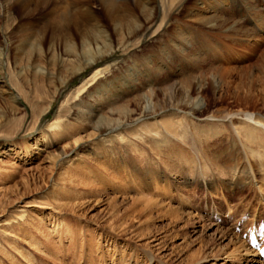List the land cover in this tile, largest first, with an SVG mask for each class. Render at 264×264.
<instances>
[{"label":"rangeland","instance_id":"rangeland-1","mask_svg":"<svg viewBox=\"0 0 264 264\" xmlns=\"http://www.w3.org/2000/svg\"><path fill=\"white\" fill-rule=\"evenodd\" d=\"M8 1L0 0V42L7 50L10 42L18 44L21 36L17 31L22 23H29L35 28L43 27L52 10L58 8L53 4L45 9L39 6L36 14L25 17L20 7L14 6L12 11L16 20L11 28H7L4 4ZM156 1L158 15L155 22L131 38L125 47L115 49L93 67L71 77L60 87L49 112L44 114L34 129H30L34 117L25 95L10 85L12 93L17 96L18 111H13L7 119H0V264H262L259 250H252L248 239L249 232L254 228L259 237L264 235V183L242 173L245 175L244 183L235 185L233 182L241 179L238 172L233 177L237 166L235 162L229 170L226 169L224 176L211 173L207 180L199 178L196 171L194 174L191 171L197 167L199 169L200 162H193L188 152H182L190 159L187 156V161L180 164V157L177 156L180 148L173 146L168 149L174 142L170 132L160 127L164 138L157 144L161 149L156 143H145L132 133L145 122L160 125L163 122L174 123L175 128L180 127L187 132L186 142L199 151L206 144L228 137L225 129L228 118L201 120L190 109L181 112L176 107H168L162 113L99 132V117L114 118L117 115L112 110L120 103L113 107L104 106L92 122L78 114L79 104L96 103L99 99L96 90L106 79L113 78L115 86L129 80L133 64H155L161 68V75L149 73L146 78L163 82L156 85L157 89L162 90L174 83L184 82L190 76H203L206 83L204 93L209 98L211 110L236 109L240 105L229 94L223 93L225 97L221 101L214 96L213 74L217 73L222 80L227 75L226 69H232V78L227 80L231 81L234 89L239 76L247 71L258 75L263 73L259 58L264 50V41L252 40L259 43L254 51L250 47L242 49L230 45L239 50L241 57L223 45L234 37L233 32L225 31L228 36L212 33L209 41L200 40L196 45L201 51L198 61L193 52L197 50L190 49L193 54L189 57L187 53L180 52L175 45L178 38L173 33L180 22L177 17L173 18L180 15L191 2L198 5V0H165L167 7L174 4L173 13L166 19L161 31L159 27L165 19L163 0ZM206 1L210 4L214 2ZM92 4L111 32L114 27L106 22L100 1L93 0ZM63 5L72 6L70 0ZM81 6L76 5L73 11L80 10ZM187 15L186 12L180 15L181 22L189 21ZM218 15L231 18L227 27L235 21L239 23L238 26L240 23L250 26L246 19H240L232 11ZM201 28L202 31L211 30L210 27ZM217 31L214 30V33ZM258 34L259 37L264 35L260 31ZM150 58L153 60L147 64ZM6 62L11 70L15 68L20 72V64L17 65L14 60ZM50 63L51 57L48 55L42 64L54 73L46 79H38V85L46 90L53 87L50 80L59 84L57 68L52 69ZM106 66H109V71L105 75L92 84L84 85L85 89L76 98L70 99V114L60 120L56 133L46 131L45 135L42 134L68 94L83 81H88L95 69ZM194 66L197 68L190 70ZM29 72L28 76L24 73L18 81L34 101L35 80ZM165 78L166 81H163ZM9 80L7 72L8 84ZM147 90L129 95L130 91L125 93L128 96L122 103L136 108L135 98ZM47 100L48 94L45 96ZM261 112L264 114L263 109ZM248 124L255 141L264 150V129L253 128L250 123H247V127ZM231 131L234 137L238 136L233 128ZM121 133L125 136L122 140L119 137ZM56 135H59L57 141ZM76 140L79 142L76 143ZM25 141H30L34 150L32 154H27ZM47 141L52 144H47ZM173 148L176 149L174 154L170 153ZM233 148L230 147L229 151L233 152ZM214 150L221 151L222 148L216 145ZM61 151L65 155L54 163L51 154ZM139 170L143 175L148 173V177L143 180ZM245 170L251 171L249 167ZM184 175L190 177L187 185L181 184ZM134 180L141 187L135 184L133 187ZM152 180L158 183L153 185ZM174 180L178 181L177 185ZM208 180L214 181L215 186H209ZM106 188H109L107 194L93 195L96 189ZM148 202L156 203L160 211L154 208L150 212L152 205H149V209L144 207ZM176 211H179L178 217L174 214ZM159 212L164 215L159 216ZM68 226L70 232L66 231ZM241 243H245V246L240 247Z\"/></svg>","mask_w":264,"mask_h":264},{"label":"bare ground","instance_id":"bare-ground-1","mask_svg":"<svg viewBox=\"0 0 264 264\" xmlns=\"http://www.w3.org/2000/svg\"><path fill=\"white\" fill-rule=\"evenodd\" d=\"M66 1L67 0H9L4 4V21L7 28H11L16 20V16L12 11L14 6H19L20 11L24 13L25 17L36 14L39 6L45 9L46 7L50 8V5L53 4L54 7L58 8L52 10L49 19L46 20L47 22L43 27L35 28L29 23H22L17 31L19 36H21L18 40V44L14 45V42L13 44L10 42V48L8 50L0 42V119L4 117L7 119L13 111L14 113L18 111L16 105L18 101L17 96L12 93V87H10V85H13L19 91L23 92L25 99L32 109L34 124L30 129H34L44 114L49 112L53 99L62 85L69 81L71 77L84 72L86 69L93 67L100 60L111 55L115 49H120L128 45L130 39L145 31L148 26L155 22L158 15L156 0H99L106 22L114 27L110 32L105 21L101 17L99 18L100 14L95 10L92 4L93 0H70L72 4L71 8L69 7L70 5H63ZM166 3L167 2L163 0L162 9L165 14V19H163L160 24V31L164 27L166 19L168 20L173 13L174 4L171 3V5L167 7ZM76 5H82V9L80 8V10L74 12L73 9ZM225 11H227V13L232 11V13L238 14L240 19H246V22L250 26L247 24H245V26L243 23H240L241 25L238 26L239 23L235 21L232 25L227 27V22H229L231 18L218 15V13H223ZM185 12L188 14L187 18L190 22H181V16L185 14ZM180 15H175L173 18L176 19L177 17V21L180 22L173 30L174 36L178 38L175 41V45L180 52L187 53L188 57L192 53L190 49L197 50L193 51L195 52L194 58L197 61L201 56L200 48L196 46L197 43L200 40L209 41L212 39L213 34L228 36L225 31L235 33L234 37H230V39L227 40L228 42L225 43L226 45L222 44L225 47L228 46V48L233 50V53H237L241 57L243 56L238 52L239 50L232 48L230 45L242 49L250 47L252 51H254L255 48H258L257 46L259 44L253 43L254 39L260 42L264 41V35L262 37L258 36L259 31L264 34V0H214L212 4L208 3L206 0H198V5L191 2ZM196 24H198L199 27L196 26ZM201 27H210L211 30L202 31ZM216 29L218 31L214 33ZM229 35L233 36L232 34ZM12 51L13 53L10 55ZM48 55L51 57V68H57L56 72L60 77L58 78L59 84H55L54 81L50 80V85L53 87H51L52 89L48 88L46 90L38 85V79H46L45 77L54 73L53 70L47 69V67L42 64V61ZM259 59L261 62V71L263 73L258 75L253 72L251 73V71L248 72L246 69L247 72L244 74L241 73L242 75L238 78L239 82H237L234 89H232L230 85L231 81L227 80V78H232V69H226L225 73L227 75L222 77V80L218 77L217 73L213 74L214 96L221 101L224 99L225 94H229V96L235 98V102L240 104L236 109L226 108V110H211L209 98L204 93L206 83L203 76L200 75L190 76L186 81L174 83L164 90L157 89L156 85L161 81L146 78L149 73L152 74L157 72L158 75H161V68L157 67L153 62L154 65L151 64L152 67L133 64L132 73H129L131 78H128L129 80L125 81L123 84L120 82L121 84L115 86L113 78L112 80L106 79L104 84L101 82V88L96 90L99 99L97 98L98 100L96 103L92 105L91 103L79 104L77 109L80 113L78 114L81 118L92 122L95 117L100 114L104 106L113 107L120 103V106L118 105V107L112 110L117 116L114 118L106 116L99 117V120L101 119L98 122L99 124H97L99 132L118 128L125 123L134 122L149 115L162 113L166 111L168 107H176L175 109L181 112L190 109L193 111V114L201 118V120H205L206 118H228V125L225 126L228 137L225 140L219 139L214 143L206 144L199 151H196L195 148L194 150L193 147L186 142L187 132L180 127L175 128L176 124L174 123L170 124L169 122H163L160 125L158 123L152 124L145 122L146 124H140L136 132L132 133L136 138L141 139L145 143L151 142L157 144L162 142L164 138L163 132L160 131V127L170 132L171 135L174 136V142H172V145L169 146L168 149H172L173 146L180 148V152L177 153L179 155L176 154L180 157V159H178L180 164H182L184 160L187 161L188 155H190L193 162H200L201 167L199 169L197 167L191 171L192 174L196 171V175H199V178L202 177L207 180L211 173L216 174V176H224L226 175V169L229 170L230 165L235 162L237 166L233 172V177L235 176V172H238L241 178L238 182H233L235 185L244 183L245 175H242V173H247L249 176L252 175L250 177L252 180L258 178L264 183L263 146L260 144L258 145V142L255 141L254 134L250 130L249 124L247 127V123H250V126L253 128L264 129V114L261 112V109L264 110V50L261 52ZM7 60H11V62L14 60L17 65L20 64V72L16 71L15 68L11 70L7 65ZM152 60L153 58H150L147 64L151 63ZM195 68L197 67L194 66L190 68V70ZM108 71L109 66L95 69L89 76L88 81H83L80 86L68 94L67 98L61 103L57 115L47 124L42 134L45 135L47 132L56 133L55 129L59 125L60 120L70 114L71 108L69 107L72 104L70 99L76 98L80 92L85 89V87L83 88L84 85L88 83L92 84L98 77L105 75ZM7 72L10 75L9 82L11 84L6 82ZM28 72L32 74L35 80H33V90L36 92L34 101L29 98V96L32 95L26 92L23 87L21 88L18 81L24 73H27L26 76H28ZM50 78L51 77L47 79ZM24 79L26 80V78ZM163 81H166V78L165 80L163 79ZM145 89L148 90L143 94H138L139 96L134 100L137 106L136 108H130L129 104L124 105L122 103L129 94H135ZM127 92H129L128 95H125ZM47 94L48 100L45 101V96ZM231 128L237 133L238 136H235L237 139L232 134ZM58 136L59 135L55 136V141L59 139ZM119 137L121 138L120 140H122L125 136L121 133ZM107 141L108 140H104V142ZM52 142L47 141V144L50 145ZM78 142L79 140H76V143ZM216 145L220 146L222 150L215 151L214 148ZM5 147L6 146L3 148ZM158 147L161 149L160 146ZM230 147H234L233 152L229 151ZM24 148L27 154H32L34 152V150L31 149L30 141H25ZM182 152H188V155ZM170 153H176V149L173 148V152L171 150ZM51 155V158L54 159V163H57L56 161L61 159V156L65 155V153L61 151L58 154L54 153ZM248 167L251 171L245 170ZM139 173L142 179L148 177V173L143 175L141 170H139ZM126 175L128 174L126 173ZM136 181L137 180H134L133 187L134 184L135 186L137 185ZM152 182L153 185L158 183L154 180H152ZM177 182L178 181L174 180L176 185L178 184ZM182 183L186 185L189 184L190 177L184 175L181 184ZM207 183L211 187L215 186L214 181L208 180ZM228 183L229 185L233 184L231 182H227L226 184ZM137 186L141 187L139 185ZM108 189L109 188L102 190L96 189V194L94 193L93 195L106 193ZM148 203L149 204H146L144 207L149 209L152 205V207H150V212L154 208L159 210L156 203ZM162 204L160 203V205ZM143 210L144 208L141 209V211ZM174 214H177L175 216L178 217L179 211L174 212ZM158 215L161 216L164 214L163 212H159ZM187 221H189V219ZM66 231H71L69 226L66 228ZM241 245L240 247H243L245 243H241ZM256 250L257 249H254V251ZM248 252H251V250ZM261 260L263 261V258ZM262 264H264V261Z\"/></svg>","mask_w":264,"mask_h":264}]
</instances>
